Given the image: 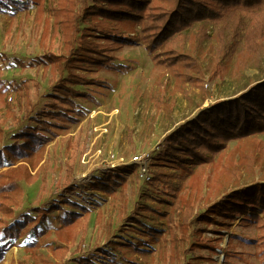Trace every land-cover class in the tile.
Segmentation results:
<instances>
[{
    "label": "rangeland",
    "instance_id": "374dc122",
    "mask_svg": "<svg viewBox=\"0 0 264 264\" xmlns=\"http://www.w3.org/2000/svg\"><path fill=\"white\" fill-rule=\"evenodd\" d=\"M60 4L72 11L79 6L78 0H60ZM62 19L60 16L57 22V18L39 12L37 7L13 16L0 13V55L4 57L0 59V127L5 134L0 147L10 144V137L18 130L8 113L20 117L21 108H26L29 102L35 103L44 91L48 92V78L51 77V72L42 66L21 68L16 61L28 64L48 49L61 53L64 43L60 27L64 24L59 20ZM45 28L48 32L46 39L42 35ZM195 33L196 29L190 32L184 47L176 41L171 47L187 54L201 66L204 70L201 80L203 89L185 82L183 78H175L165 68L154 67L142 45L116 49L113 52L116 63L129 68L123 73L105 70L84 73L99 84L76 87L89 96L75 100L83 114L79 122L57 130V136L43 148L41 160L34 169L20 163L27 171L21 180H13L20 188L18 193L11 194L6 187L11 176L0 179L3 183L1 187L5 188L0 193V200L18 199L24 207L54 201L62 209L56 212L60 215L69 209L61 204L65 198L63 187L69 182L74 191L67 197L87 209L81 223L70 234L75 236L73 244L81 246L83 253L97 248L108 250L109 243H124L132 237L138 239V233L131 228L134 224L128 222V218L134 215H138L140 220L149 217L151 220L143 221L150 225H163L164 220H159L154 213L139 211V207L144 205L160 211H172V207L160 208L156 202L146 198L149 178L140 175V165L131 162L132 158L149 155L150 160L144 166H147L146 176L150 177L154 169L152 158L167 133L194 117L199 110L218 100L230 99L245 87L264 79V41L255 57L243 58L238 56V52L232 58H226L220 52V42L211 26L206 32L209 39L200 46L194 40ZM210 69L215 73L210 74ZM178 70L183 72L181 67ZM13 83H19L16 88L20 87V91L13 89ZM121 159L126 166H137V171L124 176L126 186L123 191L106 195L88 190L92 179H102L124 166ZM6 169H1L0 173ZM233 179L236 182L230 185ZM262 181L264 134L239 144L235 141L228 143L226 151L219 157L215 156L211 165H204L196 171L186 184L183 198L194 205L193 216L198 219L208 205L221 198L224 187L229 188L227 193L236 186ZM237 207L239 213L232 215L231 220L223 221L215 217L211 224L201 222L200 229L194 233L190 228L187 232L179 230L180 215L173 214L177 220L173 229L183 242L177 245V259L174 257L172 262L167 245L164 248L149 246L147 249L152 251L146 256L123 248L116 253L119 257L133 260L135 264H261L256 258L257 246L245 243L248 239H255L261 233L260 229L237 224L243 215L251 211L264 222L260 213L264 207H245V210L243 206ZM75 211L81 212L79 209ZM226 229L229 230L227 234L224 233ZM56 239L52 230L41 243L55 242ZM24 242L25 239L20 240L5 253L2 264L56 263L54 254L48 248L27 249ZM193 242L202 245L196 246ZM208 242L213 250L204 244ZM190 245H194L191 250Z\"/></svg>",
    "mask_w": 264,
    "mask_h": 264
},
{
    "label": "trees",
    "instance_id": "16d2710c",
    "mask_svg": "<svg viewBox=\"0 0 264 264\" xmlns=\"http://www.w3.org/2000/svg\"><path fill=\"white\" fill-rule=\"evenodd\" d=\"M78 2V9L72 11L60 4V0H0L2 14L13 16L37 7L39 12L57 18V22L60 16L63 17L59 22L64 24L60 27V37L64 43L61 53L48 49L28 64L16 61L21 68L42 66L51 72V77L48 78V92L44 91L35 103L29 102L26 108H21L20 117L8 113L16 123L14 128L18 130L10 137V144L0 147V170L7 168L0 173V179L11 176L10 183L6 185L11 194L20 190L13 180H21L27 171L25 165L20 163L34 169L41 160L43 148L57 136V130L79 122L83 114L75 100L89 96L76 87L99 84L84 73L96 70L123 73L129 68L116 63L113 53L116 49L142 45L154 67L165 68L175 78H183L185 82L203 89L201 80L204 70L187 54L174 50L171 47L173 42L184 47L190 32L196 29L194 40L200 46L209 39L206 32L211 26L220 42V52L226 58H232L238 52L240 57L252 58L258 54L264 41V0ZM47 33L46 28L45 31L43 29L45 39ZM0 56V59L4 58ZM179 67L183 72L178 70ZM214 73L215 70L210 69V74ZM191 74L195 77H191ZM13 85L15 91L20 88H16L19 83ZM260 134H264V79L245 87L230 99L218 100L199 110L194 117L167 133L152 158L151 166L154 169L146 182L149 192L146 198L156 202L160 208L172 207V211L151 210L146 205L139 207V211L154 213L159 220L163 219V225H150L145 222L149 217L143 216V221L134 215L128 218V222L134 224L131 228L139 238L132 237L124 243H109L108 250L97 248L83 253L81 246L73 244L75 236L70 234L81 223L87 209L69 200L67 194L74 191V186L69 182L63 187L65 198L61 201L69 209L60 215L56 212L62 209L54 201L24 207L18 199L11 201L3 198L0 200V264L3 263L4 254L22 239H25L24 248H48L56 260L53 264H135L133 260L119 257L116 253L119 248L146 256L152 251L147 248L155 245L158 248L167 245L172 262L176 257L177 245L183 242L173 229L177 221L173 214L180 215L179 230L187 232L190 228L194 233L200 229L201 222L211 224L215 217L223 221L231 220L232 215L239 213L237 205L243 206L244 210L245 207H264V181L236 186L227 193L229 188L224 187L221 198L208 205L198 219L193 216L194 205L183 198L186 184L196 175V171L204 165H211L215 156L219 157L226 151L228 143L235 141L239 144ZM4 136L0 127L1 143ZM135 171L136 165H124L102 179H92L88 190L106 195L121 192L126 186L124 176ZM235 182L233 179L229 184ZM2 185L0 183V193L5 190ZM76 209L82 213L76 212ZM237 225L260 229L261 233L255 239H248L245 243L257 246L256 258L264 264V222L251 211L243 215ZM52 230L56 241L42 244ZM204 244L213 250L209 242ZM193 246L190 245L189 249H193Z\"/></svg>",
    "mask_w": 264,
    "mask_h": 264
},
{
    "label": "built area",
    "instance_id": "2783aa9c",
    "mask_svg": "<svg viewBox=\"0 0 264 264\" xmlns=\"http://www.w3.org/2000/svg\"><path fill=\"white\" fill-rule=\"evenodd\" d=\"M150 160V157L148 154H143V155H138V156H135L132 158V161L131 162H137L139 163L140 167H139V172H140V175L142 177H146L145 179H148L149 177L146 176L147 174V166L145 165L144 166V163H146V161H149ZM121 164H126L124 163V161L121 159Z\"/></svg>",
    "mask_w": 264,
    "mask_h": 264
},
{
    "label": "bare ground",
    "instance_id": "6f19581e",
    "mask_svg": "<svg viewBox=\"0 0 264 264\" xmlns=\"http://www.w3.org/2000/svg\"><path fill=\"white\" fill-rule=\"evenodd\" d=\"M260 213H261V214L264 216V210H263V211H260ZM228 231H229V230H228V229H226V230H224V233H226V234H227V233H228ZM217 261H219V257L217 258ZM217 264H218V263H217Z\"/></svg>",
    "mask_w": 264,
    "mask_h": 264
}]
</instances>
